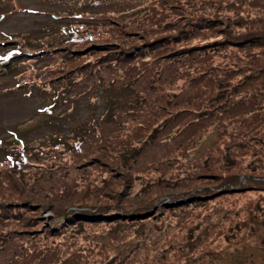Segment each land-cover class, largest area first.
<instances>
[{
  "label": "trees",
  "instance_id": "1",
  "mask_svg": "<svg viewBox=\"0 0 264 264\" xmlns=\"http://www.w3.org/2000/svg\"><path fill=\"white\" fill-rule=\"evenodd\" d=\"M60 1L55 31L0 44V93L41 96L43 120L85 97L88 115L0 146V264H218L205 256L215 238L252 241L248 225L264 228V0ZM197 184L170 196L178 205L155 193ZM130 235L127 252L108 248Z\"/></svg>",
  "mask_w": 264,
  "mask_h": 264
},
{
  "label": "rangeland",
  "instance_id": "2",
  "mask_svg": "<svg viewBox=\"0 0 264 264\" xmlns=\"http://www.w3.org/2000/svg\"><path fill=\"white\" fill-rule=\"evenodd\" d=\"M66 8H68L67 5H63L60 0H0V44L6 46L18 43L23 47L22 49H26L25 44L22 42L23 39L26 36H43L49 33L50 30L55 31L54 29L58 28V25L61 24V21H56L55 18L60 12L65 11ZM4 34H14L15 38L9 37V39H4L2 38ZM0 82L7 86L10 85L6 75L0 76ZM43 101V98L39 95L26 96L20 92L0 93V146L5 145L13 136L22 137L25 141H40L50 134L67 133V131L76 125L77 121L83 120L88 115V111L85 109L88 100L85 97H81L74 98L73 101L67 102L64 106L55 109L54 114L56 116L43 120V116L38 112L43 105ZM115 189H109L106 193L107 196H115ZM187 190L193 193H203L201 184L186 188L177 187L176 190L172 191L168 188L162 190L160 193H155L162 196L161 198L164 200L162 205L167 203L178 205L181 204V200L172 202L170 196L188 192ZM215 202L213 201L212 204H208L206 208L215 207ZM114 205L122 207L121 203L115 202ZM242 208H244L243 205L241 206ZM41 216L43 220H47V223H50L49 220L53 218L51 208L46 207L41 212ZM241 216L246 218L245 214L241 213ZM121 218V222L124 223L125 218ZM249 228H251V232L254 231L257 234L252 241L244 240L243 237L241 238L240 236L243 235L241 232H239L238 236H235V233L230 230L227 235L224 234L221 238L213 240H216V244H220V248L216 249L218 251H213L211 248L210 251H205V256L207 254L213 255L214 260L218 264H264V252L258 249L261 243L264 244V228L257 223L248 225V232ZM136 230H141V228ZM133 236H126L123 240L119 238L114 242L107 240L108 248L116 254L127 252L129 244L136 239ZM142 241L137 240L138 244H141ZM163 242L164 240L158 241L157 248L160 249L163 246ZM171 253L175 255L179 252L173 251ZM163 264L171 263L168 261Z\"/></svg>",
  "mask_w": 264,
  "mask_h": 264
}]
</instances>
